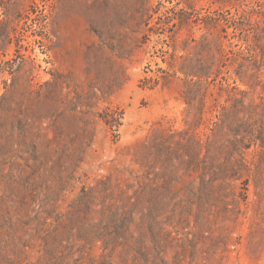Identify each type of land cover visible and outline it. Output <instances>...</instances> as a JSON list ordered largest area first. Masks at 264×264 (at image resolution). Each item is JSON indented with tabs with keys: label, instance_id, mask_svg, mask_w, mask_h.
<instances>
[{
	"label": "rangeland",
	"instance_id": "obj_1",
	"mask_svg": "<svg viewBox=\"0 0 264 264\" xmlns=\"http://www.w3.org/2000/svg\"><path fill=\"white\" fill-rule=\"evenodd\" d=\"M259 24L264 0H0V264H264V149L230 155L227 94L189 108L167 67L232 75Z\"/></svg>",
	"mask_w": 264,
	"mask_h": 264
},
{
	"label": "trees",
	"instance_id": "obj_2",
	"mask_svg": "<svg viewBox=\"0 0 264 264\" xmlns=\"http://www.w3.org/2000/svg\"><path fill=\"white\" fill-rule=\"evenodd\" d=\"M210 21L211 19L206 21V24ZM251 41L256 57L251 62L238 61L239 63L235 64L234 73L227 77L220 76L218 71L211 73L220 64L214 58L206 65L202 63L199 66L200 73H196L185 63L175 65L174 62H170L167 65L172 75H182V99L189 108L194 107L195 102L198 104L197 107L203 106L204 96L200 94L206 85L219 86L221 91L227 94V100L234 112L232 116L234 121L226 125L231 136L228 139L230 150L228 153L237 154L242 160H245L246 151L251 147L264 149V25L255 26L251 32ZM229 78L232 80L231 84H219V81H227ZM240 114L243 116L239 118ZM223 118L228 116L223 115ZM222 131L220 122L216 121L213 135L217 137ZM220 140L221 138L213 145L217 150L224 151Z\"/></svg>",
	"mask_w": 264,
	"mask_h": 264
}]
</instances>
